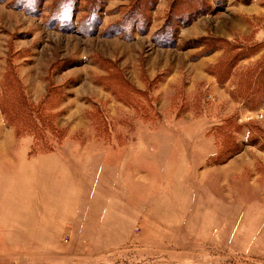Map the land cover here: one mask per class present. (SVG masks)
<instances>
[{"label":"rangeland","instance_id":"1","mask_svg":"<svg viewBox=\"0 0 264 264\" xmlns=\"http://www.w3.org/2000/svg\"><path fill=\"white\" fill-rule=\"evenodd\" d=\"M0 264H264V0H0Z\"/></svg>","mask_w":264,"mask_h":264}]
</instances>
